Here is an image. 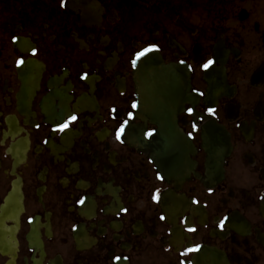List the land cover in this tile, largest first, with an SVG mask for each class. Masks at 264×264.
I'll return each instance as SVG.
<instances>
[{
	"label": "flooded vegetation",
	"instance_id": "flooded-vegetation-1",
	"mask_svg": "<svg viewBox=\"0 0 264 264\" xmlns=\"http://www.w3.org/2000/svg\"><path fill=\"white\" fill-rule=\"evenodd\" d=\"M150 51L184 165L136 139ZM0 264H264V0H0Z\"/></svg>",
	"mask_w": 264,
	"mask_h": 264
},
{
	"label": "water",
	"instance_id": "water-1",
	"mask_svg": "<svg viewBox=\"0 0 264 264\" xmlns=\"http://www.w3.org/2000/svg\"><path fill=\"white\" fill-rule=\"evenodd\" d=\"M156 63V62H155ZM140 67L141 69H143V67H146V68H150V67H154V58L150 57L149 58V63H145L144 65H137V67ZM164 68V67H162ZM142 75L144 77V79H141V85H142V93L144 96H146V99L147 97L150 99V101L152 102V100L154 99V90H155V86L153 85V80L151 79H148V77L150 76L149 74V71L147 69L145 70H142ZM161 93H163L162 89L159 90ZM145 99V98H144Z\"/></svg>",
	"mask_w": 264,
	"mask_h": 264
},
{
	"label": "snow or ice",
	"instance_id": "snow-or-ice-1",
	"mask_svg": "<svg viewBox=\"0 0 264 264\" xmlns=\"http://www.w3.org/2000/svg\"><path fill=\"white\" fill-rule=\"evenodd\" d=\"M35 54V53H34ZM141 55H143V53H141ZM20 63H23V61H20ZM213 61H209L208 64H212ZM205 67H208V65H205ZM191 112V109L189 110ZM211 111V110H210ZM73 119H75V117H73ZM64 127H67V125H64L60 130L63 131ZM123 132V128H121L118 133H117V138L119 139L120 137V133ZM83 201H81L82 203ZM221 227H223V221L221 222Z\"/></svg>",
	"mask_w": 264,
	"mask_h": 264
}]
</instances>
